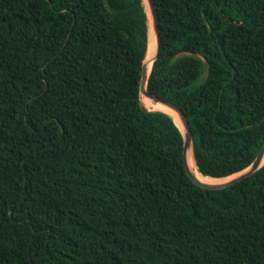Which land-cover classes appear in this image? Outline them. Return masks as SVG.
Segmentation results:
<instances>
[{
  "label": "trees",
  "instance_id": "obj_1",
  "mask_svg": "<svg viewBox=\"0 0 264 264\" xmlns=\"http://www.w3.org/2000/svg\"><path fill=\"white\" fill-rule=\"evenodd\" d=\"M155 1L149 91L187 115L203 175L243 171L264 0ZM149 40L145 0H0V264H264V165L192 181L180 126L142 101Z\"/></svg>",
  "mask_w": 264,
  "mask_h": 264
},
{
  "label": "water",
  "instance_id": "obj_2",
  "mask_svg": "<svg viewBox=\"0 0 264 264\" xmlns=\"http://www.w3.org/2000/svg\"><path fill=\"white\" fill-rule=\"evenodd\" d=\"M145 1L147 4V7H148L149 14H150V34H151V29H152L153 34L156 37V40L158 43L157 55L153 59V64H154L155 60L158 57V54L160 51V44H161V40H162L161 27H160V16H159V11H158L156 1L155 0H145ZM146 57H147V55H146ZM149 62H150V60L147 61L145 59L143 67H142V74H141V80H140L141 97L147 96L156 102L162 103L163 105L168 107L170 110H172L178 114V116H179V118L183 124V129L181 127L180 128L184 134V139H185V141H184V165H185V169H186L189 177L192 179V181L194 183H196L197 185H199L200 187L205 188V189L226 188V187L234 185V184L244 180L245 178L251 176L252 174H254L256 171H258L264 165V145H263L262 148L260 149L256 159L254 160V162L249 167L244 169L243 171L236 173L238 175L233 177L232 179H230L228 181H224V182H215V183L206 182V181H203L202 179H200L192 171V169L189 165V162H188V150L191 146H193V132H192L190 122L187 118V115L175 103H173V102H171L165 98H162V97H160V96L149 91L148 79H149V76H150V73L152 70V68L149 69ZM152 67H153V65H152ZM162 111H164V110H162ZM165 112H167V111H165ZM167 113L171 114L170 112H167ZM193 149H194V146H193ZM215 179H220V178H215Z\"/></svg>",
  "mask_w": 264,
  "mask_h": 264
},
{
  "label": "bare ground",
  "instance_id": "obj_3",
  "mask_svg": "<svg viewBox=\"0 0 264 264\" xmlns=\"http://www.w3.org/2000/svg\"><path fill=\"white\" fill-rule=\"evenodd\" d=\"M157 50H158V43H157L156 37L154 36L153 31L151 29L149 48H148V53H147V57H146L147 61L150 60L149 69L152 68L153 59L157 55ZM144 98L152 110H164V112L165 111L170 112L172 114V116L174 117L176 123L183 129V124H182V122H181V120H180V118L176 112L170 110L168 107H166L162 103L156 102L147 96H144ZM188 162H189V165H190L192 171L203 181L210 182V183H215V182L219 181V179H215L216 177L214 178V177H210V176H205L200 172L198 165H197V162H196L195 152H194L193 146H191L188 150Z\"/></svg>",
  "mask_w": 264,
  "mask_h": 264
},
{
  "label": "rangeland",
  "instance_id": "obj_4",
  "mask_svg": "<svg viewBox=\"0 0 264 264\" xmlns=\"http://www.w3.org/2000/svg\"><path fill=\"white\" fill-rule=\"evenodd\" d=\"M150 41V40H149ZM205 75V74H204ZM142 101H143V103H144V105L147 107V108H149L150 110H152L151 109V107L148 105V103L146 102V100H145V98L144 97H142ZM238 174H234V175H232V176H229V177H225V178H220L219 179V181L218 182H224V181H228V180H230V179H232L233 177H235V176H237Z\"/></svg>",
  "mask_w": 264,
  "mask_h": 264
}]
</instances>
